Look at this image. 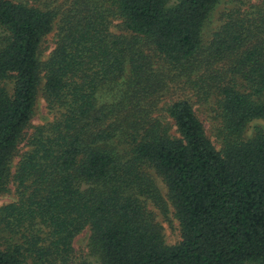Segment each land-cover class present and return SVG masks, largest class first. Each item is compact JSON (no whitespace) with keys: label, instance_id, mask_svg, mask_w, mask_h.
<instances>
[{"label":"trees","instance_id":"obj_1","mask_svg":"<svg viewBox=\"0 0 264 264\" xmlns=\"http://www.w3.org/2000/svg\"><path fill=\"white\" fill-rule=\"evenodd\" d=\"M59 1L0 0V195L17 194L0 264H93L72 258L87 227L101 264H264V127L248 133L264 120V0H235L206 45L220 0ZM41 85L55 118L29 134ZM179 87L213 101L221 149L187 94L159 113ZM150 204L173 208L180 242Z\"/></svg>","mask_w":264,"mask_h":264},{"label":"rangeland","instance_id":"obj_2","mask_svg":"<svg viewBox=\"0 0 264 264\" xmlns=\"http://www.w3.org/2000/svg\"><path fill=\"white\" fill-rule=\"evenodd\" d=\"M15 2L23 3L29 6L34 7H41L44 8L46 2L48 0H13ZM66 0H60L57 3H53L52 6H58V7H65ZM71 0H67L66 2H69ZM253 3H258L261 0H251ZM177 0H171V5L175 4ZM235 5V0H220L214 9L210 12L209 17L205 21V24L203 26L202 30V42L203 44H208L210 40L212 39L213 33L218 30L222 24L221 15L224 11L229 9ZM118 21H114V24H116ZM57 22L54 27V30L45 38L42 49H41V59L45 60L49 57L52 50L55 47L56 40H57ZM129 71H127L128 75ZM126 75V76H127ZM123 78L122 81H120L117 84L105 86L99 93V97L102 101L104 100H115L117 99L122 91L126 87L127 79ZM180 94H187L188 97L191 99V102L194 105V108L196 109V113L198 117L203 121L206 132L214 145L221 149L222 142L217 137L216 134V123L217 122V112H216V106L214 105L213 101L208 102H199L197 97L195 95H191L192 93L188 92L185 89H182L181 87L177 88L176 90H172L164 96V99L161 102V109L159 110V113H163L165 103H168L170 100L176 99ZM55 118V112L51 110V107L48 103V100L46 99L43 90L42 85L38 94L36 108H35V114L31 120L30 126L27 130V132L30 134L37 126L45 125L53 121ZM166 121H169V119L166 117ZM170 122V121H169ZM255 125H260L264 127V120L259 119L255 120L251 123L249 134L252 133L253 128ZM173 132H175V128H173ZM24 143L22 144V148L20 152L22 153L25 150ZM19 156H16L13 161V171L16 168V165L18 163ZM159 186L163 192L164 195H166V186L164 183L158 179ZM17 199V194L15 192V187L13 184H10V191H6L5 193L0 195V207L13 202ZM149 208L155 212L157 220L161 223V225L164 228V236L165 240L168 244L173 245L181 241L182 235H181V227L180 223L177 220V218L174 216L173 208L170 207L169 214L165 215L154 205L150 204ZM73 255L72 258L74 261H88L93 264H101L102 258L100 255V252L93 246L91 241V230L89 227L85 228L80 234H78L74 241H73ZM248 264H256V263H248Z\"/></svg>","mask_w":264,"mask_h":264}]
</instances>
